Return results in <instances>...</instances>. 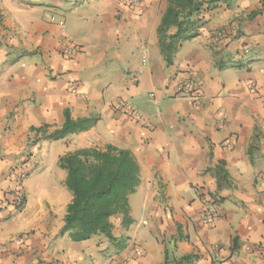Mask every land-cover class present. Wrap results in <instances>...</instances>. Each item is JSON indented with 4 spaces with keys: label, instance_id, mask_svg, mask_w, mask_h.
I'll use <instances>...</instances> for the list:
<instances>
[{
    "label": "crops",
    "instance_id": "obj_1",
    "mask_svg": "<svg viewBox=\"0 0 264 264\" xmlns=\"http://www.w3.org/2000/svg\"><path fill=\"white\" fill-rule=\"evenodd\" d=\"M204 1L198 35L168 63L167 0H0V264H264V0ZM67 43L81 52L65 57ZM183 80L199 99L177 93ZM66 109L97 120L63 139L130 149L141 165L134 221L114 217L116 241L63 233L67 172L31 192L27 176L23 206L5 202L15 169H47L43 131Z\"/></svg>",
    "mask_w": 264,
    "mask_h": 264
},
{
    "label": "trees",
    "instance_id": "obj_2",
    "mask_svg": "<svg viewBox=\"0 0 264 264\" xmlns=\"http://www.w3.org/2000/svg\"><path fill=\"white\" fill-rule=\"evenodd\" d=\"M219 0H208L214 4ZM168 5L158 27L159 44L168 63L182 43L198 35L202 19L194 18L204 5V0H167ZM258 11L253 14L256 15ZM176 28L174 33L170 30ZM60 128L43 133L44 138L60 140L69 134L89 130L96 123L94 117L73 118L69 109ZM59 166L66 170L65 185L72 193L67 207L63 233L68 232L76 242L104 234L112 241L114 217L121 215L122 224L133 223L130 215V196L140 184L141 165L135 154L112 143L104 147H83L59 158ZM222 169H220L221 171ZM236 243V239H235Z\"/></svg>",
    "mask_w": 264,
    "mask_h": 264
},
{
    "label": "built area",
    "instance_id": "obj_3",
    "mask_svg": "<svg viewBox=\"0 0 264 264\" xmlns=\"http://www.w3.org/2000/svg\"><path fill=\"white\" fill-rule=\"evenodd\" d=\"M130 4L133 6H137L141 3V0H129ZM55 17H51V21H55ZM60 25L64 23L62 21L59 22ZM81 52V48L79 45L74 43H67L63 49L62 54L67 57L71 58L78 53ZM249 87L254 89L253 84H250ZM72 92H77L74 88ZM177 93L180 95H185L190 97L191 99H199L201 97V87L198 85L197 82L193 80H183L177 85ZM121 106L132 116L136 115L135 107L132 103L124 100L121 101ZM14 181L16 183L15 189L11 191L8 199L5 202L14 209H20L25 203V194L23 192V182L28 176V172L26 169L14 170L13 171ZM215 212L212 207L208 206L205 209L204 215V223L205 225L211 226L214 223Z\"/></svg>",
    "mask_w": 264,
    "mask_h": 264
},
{
    "label": "rangeland",
    "instance_id": "obj_4",
    "mask_svg": "<svg viewBox=\"0 0 264 264\" xmlns=\"http://www.w3.org/2000/svg\"><path fill=\"white\" fill-rule=\"evenodd\" d=\"M81 136L79 134L72 135L69 138L63 139V140H51L50 144L45 148V153L48 155L47 158V169L44 170V168L38 164L37 167H34L33 169L28 171V187L30 192L32 191V188L34 190L37 189L38 184L41 182V177L48 175L49 176V181H50V186L51 182L57 181L60 182V180L63 179L64 174L66 171L62 169L59 166V158L62 156L61 154H64V152L67 153V151H72L82 145L79 144V139ZM65 153V154H66ZM37 156H39V152H36ZM28 155L27 157H30ZM61 186L63 187L62 183H60ZM67 189V188H66ZM116 220L114 221V223Z\"/></svg>",
    "mask_w": 264,
    "mask_h": 264
}]
</instances>
